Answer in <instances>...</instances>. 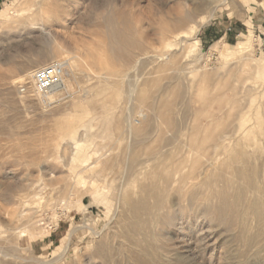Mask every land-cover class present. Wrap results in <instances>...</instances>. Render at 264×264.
Here are the masks:
<instances>
[{
	"label": "rangeland",
	"instance_id": "374dc122",
	"mask_svg": "<svg viewBox=\"0 0 264 264\" xmlns=\"http://www.w3.org/2000/svg\"><path fill=\"white\" fill-rule=\"evenodd\" d=\"M123 7L130 25L144 22L134 30L138 38H132L145 50H132L131 64L118 60L115 68L122 77L111 83L119 86V102L110 106L112 89L103 90L109 83L100 74L107 53L94 52L93 46L107 41L98 20ZM180 15L197 23L187 39L198 50L183 54L182 73L173 66L169 73H154L166 46L157 33L160 24H173ZM191 25L185 21L183 31ZM50 34L61 46L52 40L50 48L45 45ZM67 52L80 58L71 88L42 98L32 93L31 84L28 95L21 93V86L31 82L28 74L64 62L71 57ZM135 60H140L138 72ZM263 60L264 0H0V264H139L141 257L150 264H264V236L254 246L245 239L264 231V215L258 220L250 209L258 198L264 205V193L246 192L238 205L244 219L217 215L213 222L208 208L220 206L215 193L225 189L214 176L221 174L226 158L213 143H207L203 156L191 151L190 142L197 132L200 139L228 131L224 144L233 146L243 117L250 120L247 126L262 121L264 69L258 67ZM87 62L97 69L90 70ZM204 75L207 100L201 97ZM179 77L183 90L173 95L166 87ZM157 80L158 86L146 89L152 102H142L145 84ZM169 98L173 105L166 110L161 101ZM163 114L168 123L163 124ZM161 132L170 141L167 146H158ZM263 133L259 124L242 142L259 184L264 182ZM151 151L190 162L184 168L187 180L165 192L159 221L141 236L124 228L133 217L124 197L142 198L125 182L143 170ZM207 176L211 180L204 185ZM228 191L235 195L234 189ZM138 242L150 246L148 257L139 252Z\"/></svg>",
	"mask_w": 264,
	"mask_h": 264
},
{
	"label": "bare ground",
	"instance_id": "6f19581e",
	"mask_svg": "<svg viewBox=\"0 0 264 264\" xmlns=\"http://www.w3.org/2000/svg\"><path fill=\"white\" fill-rule=\"evenodd\" d=\"M109 5L110 4L108 3L107 6L109 7ZM127 6H129V5H127ZM110 7H111V5H110ZM200 9L201 8H199V10ZM108 11L110 12V9H108ZM164 14L166 15V13H164ZM95 15H96V13H95ZM167 15H169V14L167 13ZM129 16L130 15H128L127 11L123 7V9H121V10H118V9L114 10L106 18L103 17L102 20H98V21H100L98 23L100 25H102L101 27L105 30L104 33L107 36V41L104 39L105 42L103 41V43H101V45L99 44L98 47L97 46H93V47H94V52L100 53L102 50H104L108 54V55L106 54L105 62H102V65L105 67L106 70L104 72L102 71V73H100V74H102L104 81L106 83H109V85L105 86L104 87L105 89H103V90L108 92L112 89L111 90V99L109 101L110 106H115L119 102L120 90L115 91V89L119 88V86L116 83V81L111 83V81L113 79L117 80L120 77H122V73L119 72L115 68L117 66L118 60L122 59L123 64H124V61L127 62L129 60L127 62V64H131V60L134 56V55L132 56V54H131L132 50L133 51L134 50L135 51H144L145 50V49L142 50L143 46H140V42H139L140 40L139 39H135V38L133 39L132 38V36H135L136 34L138 35V31H134V30H139L140 29L139 27L141 25H143L144 22L142 21L143 22L142 23L138 19V21L135 20V21H137L135 23V25H134V23H133V25H130L131 16L130 17ZM166 17H168V16H166ZM191 17H192V14H191ZM191 17L188 16V17L183 18V16L180 15L179 17H177V19L174 20L173 24H170L169 22L168 23L161 22L160 27H159L160 32H157V33H159L160 36H162V38L165 39L166 46L164 44V46H165L164 52L161 55H157V57L159 56L158 59H160V61H162V64L157 69H155L154 73L166 72V71H168V69L171 66H173L174 69L176 68V71L178 70L179 73H182V71H183V64H182L183 63V54L185 56L186 55L190 56L192 53L195 52V50H198L197 44L196 45L195 44H189L188 45L187 37L192 35L195 32V29L197 28V23L194 22V20ZM136 18L137 17H135V19ZM31 20H33V19H31ZM118 21H120V23L121 22L123 23L124 28L122 30L119 29L117 26ZM132 21L134 22V19ZM185 21L192 23L189 31H183V23H185ZM92 23H94V21H92ZM151 24H152V22H151ZM151 24H149V25H151ZM141 31L143 32V30H141ZM142 32L140 33V31H139V34L140 35L143 34ZM94 33H98V32H94ZM168 33H169L170 37L168 39H166L167 38L166 35ZM144 34H143V36H145ZM135 37H137V36H135ZM45 38L47 41V43H45V45L48 48H50L51 40H52V42L56 43V45L58 43L57 37L54 38L51 36V34H50V37H45ZM42 41H44V40H42ZM61 42H63V39L61 40ZM66 42L68 43V41H66ZM196 43H198V42H196ZM42 45H43V42H42ZM62 45H64V43ZM60 46H58V47L62 49L66 45H64L62 47H60ZM157 52H158V50H157ZM68 54L71 57H68L67 60H65L64 62H61L63 64L64 72H65L64 78H63L62 82L60 83V85H58L56 87L55 91L67 90L68 87H70V88L72 87V85H73L72 81H76V72L78 71V67H79L78 61L80 58L78 59V55L73 54L75 56L72 57V54H70V53H68ZM93 54H95V53H92V55H91L92 58L94 57ZM86 56H88V55H86ZM148 57H150V55ZM139 63H140V60H138V61L135 60L136 65L134 66V68H135L134 71H137L136 67H137V65H139ZM158 64H159V62H158ZM95 65H96V63L87 62L88 68L92 71L94 68L97 69L98 65H97V67ZM156 67H157V65H156ZM258 68H260L261 70L264 69V60L261 62V64L259 63ZM168 73H169V71H168ZM27 76H29V78L32 79L33 72L28 74ZM142 77H144V76H142ZM172 80H174V79H168V81H172ZM208 80H209V78L206 75H204L201 77V81H200L201 87H202L201 97L205 100H207V96H206L207 92H206L204 87L207 84ZM19 81H21V80H19ZM158 83H160V82L157 80V81H154L153 83L147 82L145 84V90H144V92L141 93V96H140L142 102H144V101H145L144 103H146V101L152 102L153 99L151 100L150 96L147 95L146 89L150 85H152L153 87L158 86ZM181 84H183V81H182L181 77H179L174 82V85H173V83L169 82V85L166 87V89L167 90L170 89L171 94H173V95L178 94L179 90L180 91H181V89L183 90V85H181ZM109 87H112V88H109ZM129 87H131V86L129 85ZM170 99L171 98H169V100H167V101H161L162 104L165 106L166 110H169L171 105H173L172 101H171L172 99L171 100ZM205 104H206V102H205ZM220 107H223V105L220 104ZM234 110H235V108H234ZM143 116L144 115H142V117ZM247 118L248 117L242 118V120L240 122V137L238 140L234 141L235 144L233 146H228V145L224 144L225 142L230 140L229 139L230 137L228 136V131L224 132L223 134L221 132V134H219L218 136H215L216 133L215 134L212 133L211 135L206 134L200 139H199V132H197L194 139H192V141H190V142H192V145H193V147H192L193 150H191L192 152L193 151L194 152L200 151L202 153V155L205 156V154L207 153V149H208V147L206 148V146H208L207 143H213L214 150H218V148L221 147V156H225V158H226V160L219 165L221 167V174L218 175L219 173H217L216 176H214L216 183H218V182L223 183L225 186L224 187L225 189L217 190V192L215 193L217 195V199L220 200V206L219 207L218 206H213V207L210 206L208 208L210 213L214 216V218L212 219L213 222H217V221H215L216 220L215 216H217V215L220 216L221 218L223 217L224 220L227 217H229L228 220L233 219L232 216H234V217L237 216V220H238V218H239V220L244 219L243 217L245 214L242 212L239 213L238 205L241 204L244 201V199L246 198L245 197L246 192L248 190H256V192H258V193H261V194L264 193V182L262 184L257 183L258 181H256V180L258 178V173H257V171H254L252 168L250 169L249 163H250L252 158L247 153L246 145H244L242 143L243 139L249 137L254 132V129L256 128L257 125L264 124V115H263V119H262V121H260V123L259 122H253V124L251 126H247V123L250 121L249 119L246 120ZM143 119H146V117H144ZM162 119H163V124L168 123V118L166 117V114H163ZM129 130H131V129H129ZM163 135L164 134H162V132L159 134V136H161V137H159L160 139L157 143H158V146H160V147H162V145L167 146L170 143L169 140L165 139L166 136L165 135L163 136ZM191 135H192V133H191ZM262 135H264V133ZM197 139H199V141H197ZM147 155H148V160H146L144 162L145 167L143 168V170L140 173L133 175V178L131 175L130 179H126V182H125V185H127L128 187L132 186V187L136 188L137 190H139V193L142 194V198L139 199L138 201H133V199L131 198L130 195H126L124 197L125 207L127 209L126 211L128 212V214L130 213L131 215H133L132 218L128 219V217H127L128 222H125L124 228L127 231H129V230L131 232L136 231V233L140 234L141 236H144L145 234L150 233L153 224L157 223L159 221V218H158L159 217V211L165 205V200H166L165 192H167L170 187H178V186L181 187V185H183V180L184 179L187 180V177H186L187 173H185L186 171L184 172V168H185V164L190 162V159L188 160V158L183 160L180 158L177 159L175 157L177 160H179V161H177L176 159H174V156L163 155L162 153L157 152V151H151L150 154H147ZM199 157H200V155H199ZM207 160H208V158H207ZM133 164L135 165V161L133 162ZM150 164H151V166H150ZM134 165H132V167H134ZM92 167H94V166H92ZM126 168H127V165H126ZM228 174H231L233 179H232V177L230 178L228 176ZM124 178L125 177H123V179ZM198 178H199V176L198 177L195 176V178H193V179H198ZM208 179H209V176H207V180L205 179L204 185L207 184V181L211 180V178L209 180ZM238 184H239V186H238ZM161 188H162V191H161ZM231 189H234V191H235V195L233 197H231L229 195L228 190H231ZM250 209H251V212H253L254 216L258 220L263 218L264 205L262 204L261 198L253 200V202H251ZM124 215L125 214H123V217H124ZM233 221H234V219H233ZM210 223H212V222H210ZM124 235H125L124 237H126L127 239L128 238L131 239L130 233H125ZM263 236H264V231H259L256 235L246 236L245 239H246L247 244L248 245L250 244L249 246H254L255 244H257L259 239L262 238ZM141 243L138 242V244H137V246L139 248V252L144 254L145 257H148V254H149L148 250H150V246L147 244V246H145V248L144 247L142 248ZM106 248H107L106 244L103 245V247H102V245H100L98 247V249L96 250L97 254L101 255V253L104 252ZM149 257H153V255H149ZM151 261H152V259H151ZM178 261L184 262L183 257L179 256ZM135 262H136V260H135ZM138 263L139 264H150L149 260H146L143 257H141V259L138 260ZM152 264H153V261H152Z\"/></svg>",
	"mask_w": 264,
	"mask_h": 264
},
{
	"label": "built area",
	"instance_id": "2783aa9c",
	"mask_svg": "<svg viewBox=\"0 0 264 264\" xmlns=\"http://www.w3.org/2000/svg\"><path fill=\"white\" fill-rule=\"evenodd\" d=\"M65 72L62 63H55L49 66L43 67L33 73L32 79L28 88L26 85L21 86V93L28 95L31 88L29 85L32 84V93L47 98L51 93L56 90V87L60 85L64 78Z\"/></svg>",
	"mask_w": 264,
	"mask_h": 264
}]
</instances>
